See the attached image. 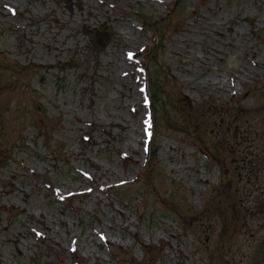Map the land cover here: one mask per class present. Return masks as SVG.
Listing matches in <instances>:
<instances>
[{
  "label": "rangeland",
  "instance_id": "obj_1",
  "mask_svg": "<svg viewBox=\"0 0 264 264\" xmlns=\"http://www.w3.org/2000/svg\"><path fill=\"white\" fill-rule=\"evenodd\" d=\"M259 61L264 0H0V264H264Z\"/></svg>",
  "mask_w": 264,
  "mask_h": 264
},
{
  "label": "bare ground",
  "instance_id": "obj_2",
  "mask_svg": "<svg viewBox=\"0 0 264 264\" xmlns=\"http://www.w3.org/2000/svg\"><path fill=\"white\" fill-rule=\"evenodd\" d=\"M90 16H92V15L87 14V18L90 17ZM116 20H117V19H114L113 21H116ZM84 23L87 24L86 21H84ZM252 28H253V27H252ZM256 56H257V54L254 52V54L251 55V58H256ZM256 59H258V57H257ZM259 64H260L261 66L264 67V62L259 61ZM239 77H240L239 80H241L242 77H241V76H239ZM239 83H241V82H239ZM216 85H217V84H214V86H216ZM134 141H135L136 145H137L138 143L141 142V137H140V134H139L138 132L135 134ZM134 153H136L137 155L140 154V153H139V148H138V147H137L136 151H134ZM205 182H206V181H205ZM119 214H120L121 219H123V221L126 222V221H127L126 216H125L123 213H119ZM111 230H116V227H115V226H112V229H111ZM98 234H99V235H98L99 238L102 237V240H103L104 242H106V239L103 237V236H104L103 232H99ZM88 245H89V244L87 243V246L85 245L84 247L87 248Z\"/></svg>",
  "mask_w": 264,
  "mask_h": 264
},
{
  "label": "water",
  "instance_id": "obj_3",
  "mask_svg": "<svg viewBox=\"0 0 264 264\" xmlns=\"http://www.w3.org/2000/svg\"><path fill=\"white\" fill-rule=\"evenodd\" d=\"M177 211V210H176ZM178 212V211H177Z\"/></svg>",
  "mask_w": 264,
  "mask_h": 264
},
{
  "label": "snow or ice",
  "instance_id": "obj_4",
  "mask_svg": "<svg viewBox=\"0 0 264 264\" xmlns=\"http://www.w3.org/2000/svg\"><path fill=\"white\" fill-rule=\"evenodd\" d=\"M131 58V57H130Z\"/></svg>",
  "mask_w": 264,
  "mask_h": 264
}]
</instances>
